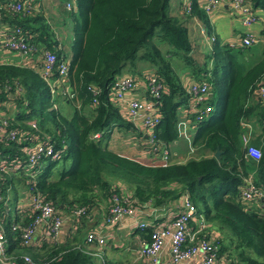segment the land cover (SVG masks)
Wrapping results in <instances>:
<instances>
[{
	"label": "trees",
	"instance_id": "trees-1",
	"mask_svg": "<svg viewBox=\"0 0 264 264\" xmlns=\"http://www.w3.org/2000/svg\"><path fill=\"white\" fill-rule=\"evenodd\" d=\"M6 1L0 0V4ZM168 1L76 0L75 9L68 11L72 38L65 78L69 95L51 94L39 73L38 51L42 48L53 50L57 61L65 57L51 23L41 11L21 14L2 9L0 18L8 22L9 29L18 26L38 50L32 53L37 55L32 64L0 62V102L15 104L11 116L2 115L8 125L0 134V161L19 164L15 171L0 174L3 200L6 192L15 197L20 186L27 196L37 193L60 214L67 211L72 215L74 209L83 207L82 214L73 216L78 220L100 200H105L106 211L112 194L138 206L160 205L187 194L215 234L218 253L227 252V264H264V210L238 198V187L248 176L250 163L255 166L253 181L264 188V105L252 98L257 85L264 83V49L257 61L244 68L240 58L246 47L223 43L212 35L209 49L198 62L185 23L194 17L209 29L207 14L196 0H188V10L181 9L182 19H178L169 12ZM248 1L264 15V0ZM155 34L168 48L161 49L152 40ZM137 57L149 61L163 85L153 134L156 143L167 147L179 138L180 110L186 109L189 100L171 59L179 60L196 81L207 82L210 111L197 119L194 113L188 114L194 123L191 147L195 156L150 163L109 146L113 133L124 132L136 139L140 150L148 152L140 125L119 111L110 94L113 79ZM251 115L256 116L263 135L258 159L245 154L239 138L241 120ZM12 128L15 136L10 139L6 133ZM38 142L60 149V156L43 157L31 168L23 167L25 150ZM216 148L217 158L213 155ZM120 186L129 196L123 195L126 192ZM26 212L27 208L22 217L13 220L22 226L30 219ZM10 222V216L3 219L7 251L34 247L20 245L19 232L10 231ZM135 230L138 236L147 237L150 227ZM83 240L77 227L63 241L43 238L40 247L47 248L29 254L35 259H51L48 264H97L82 250Z\"/></svg>",
	"mask_w": 264,
	"mask_h": 264
},
{
	"label": "built area",
	"instance_id": "built-area-1",
	"mask_svg": "<svg viewBox=\"0 0 264 264\" xmlns=\"http://www.w3.org/2000/svg\"><path fill=\"white\" fill-rule=\"evenodd\" d=\"M75 1L62 0L61 3L66 11H71L75 9ZM224 1L226 0H196L207 15ZM228 2L243 26L238 45L236 46L248 47L258 40L257 36L248 30L249 25L257 20V16L248 0H228ZM37 3L38 0H8L0 4V16L2 15V9L8 12L25 14L34 10ZM188 4L189 1L182 3L181 8L188 10ZM201 31H204L203 27H201ZM1 45L5 49L14 51L22 56L38 51L29 38L23 35L18 26H13L6 32L1 40ZM38 58L40 76L47 83L51 94L59 92L69 95L70 92L66 90L67 88L65 89L61 80L66 75L68 60L63 57L60 61H57L54 51L48 48L39 50ZM54 73L55 76H52ZM141 78L145 81L144 95L135 96L132 94L139 78L134 75L121 74L113 79L110 94H112L111 97L123 114L133 122L140 124L145 136V142L148 145V153L153 155L154 161L165 163L169 156L168 147L158 142L156 143L153 134V129L159 118L157 103L160 92L163 90V85L153 71L143 73ZM186 91L189 94V104L191 103L190 105L192 106V109H190L191 113H194L196 119L210 111L211 106L207 102L210 95L207 82L193 81L188 85ZM255 94L257 98L264 100V83L257 85ZM52 106L55 105L52 104ZM244 120H241L240 142L245 148L246 155L258 159L261 152L260 148L249 142L248 131L244 130L245 126L249 125ZM262 124L264 125V120ZM7 125V118L0 115V134L3 133ZM98 135V132L93 133L94 137ZM6 136L13 139L15 129L7 130ZM25 152L27 159L23 167L28 169L43 157L53 159L60 156V149H54L52 144L46 142L35 143L29 149H26ZM18 167V163L0 161V174L15 171ZM243 182L238 187V198L247 204L259 200L264 210V189L256 185L250 177H245ZM28 198L26 213L30 217L29 221L20 226L12 218L9 224L10 231L19 232L20 245L32 244L34 235L39 227L43 233L41 239L56 241L63 221V215L57 212L48 201L37 193L30 194ZM3 201L0 187V207ZM139 208L140 206L138 205L125 203L124 199L119 198L117 194H112L99 227L113 225L124 214H136L140 210ZM83 212L84 208L78 207L73 210L72 216H78ZM7 213V210L0 212V264H48L51 259H35L25 251H7L9 243L3 225V219L6 218ZM22 216L23 213L20 214V217ZM135 226L139 229L150 227L148 236L139 237L138 239L137 251L144 264H164L160 259V252L165 245L169 251V264H216L218 260L219 244L217 238L214 233L207 229L203 214L197 211L195 204L187 194H183L179 210L168 220L161 223L139 220L135 223ZM84 241L85 243L94 242L96 245H101L104 242V238L99 231L90 229L85 234ZM195 257L197 260L193 262Z\"/></svg>",
	"mask_w": 264,
	"mask_h": 264
},
{
	"label": "crops",
	"instance_id": "crops-1",
	"mask_svg": "<svg viewBox=\"0 0 264 264\" xmlns=\"http://www.w3.org/2000/svg\"><path fill=\"white\" fill-rule=\"evenodd\" d=\"M48 1V2H47ZM43 0V7L45 6L46 11L44 15L47 17V20L51 23V27L54 31L55 38L57 40V46L60 47L64 54L65 58L68 60L70 56V41L72 38L71 28L63 27L62 24L68 18V11H66L60 1L58 0ZM188 0H169L168 1V9L169 12L177 17L178 19H182L181 7L182 3H186ZM200 1V0H199ZM39 3V2H38ZM47 5V6H46ZM61 11L58 9L59 7ZM179 12V14L177 13ZM254 12L257 16V20L249 25L248 30L254 33L258 40L251 44L250 46L245 48V54L240 58V62L242 67L247 68L252 65L255 61H257L261 52L264 49V15L263 12L259 9H254ZM209 21V29H205L201 20L197 18L188 17L186 19V27L187 32L190 37L192 46L194 51L199 52L196 54L194 52V57L198 62L202 61L203 52L209 49L210 41L212 35L217 36L223 43H227L230 45H238L241 32L243 30V26L240 23L238 16L234 13L232 7L228 0L222 2L217 5L215 9L211 13L207 15ZM71 21V20H70ZM71 25V22H70ZM201 27L204 28V31H201ZM10 25L7 21L2 17L0 18V62L4 63H14V64H32L36 58V54H29L27 56H22L14 51L7 50L1 45V40L6 32L9 30ZM59 28L61 31L57 30ZM162 49H166L163 47ZM171 63L177 73L180 75L182 83L187 90L188 85L196 81L193 76L188 72L187 68L184 67L179 60L172 58ZM130 64V63H129ZM133 68V74L130 73V69H122L121 75H134L139 78L137 86L133 89L132 94L135 96H142L145 93V81L142 80L141 76L143 73L148 71H153L154 69L152 65L149 63V66L144 68H138L139 65H135V61L133 64H130ZM138 68V69H137ZM62 85L65 87L67 91L70 92L69 85L66 82V78H61ZM263 82L264 79L262 78ZM256 92H253L252 98L256 100ZM112 96V94H111ZM259 99V98H258ZM114 101V99H113ZM260 101L264 105V100ZM115 102V101H114ZM191 104V103H190ZM189 104V100L185 108L180 110L179 121H178V133L183 132L184 129L193 130L194 132V123L188 118V114H192L191 110L192 106ZM119 109V108H118ZM15 110V104L13 101L4 100L0 102V115L11 116V114ZM119 111L123 114V112L119 109ZM249 126H245L246 131H248V139L249 142L258 146L260 148L263 142V135L261 132L260 124L256 118V116L251 115L244 120ZM140 125V124H138ZM189 125V127H187ZM187 127V128H185ZM114 134V133H113ZM112 134V135H113ZM193 135V133H192ZM192 135L189 138V151L193 150L191 147ZM180 139V138H179ZM182 143V141H181ZM110 146V144H109ZM169 156L168 159H173L175 161H183L187 157H185L186 152H182L180 149V143L178 140H175L173 143L168 145ZM139 156H147L151 158V161H154L153 155L149 154L146 151L139 150ZM176 155V156H175ZM175 158V159H174ZM255 176V166L253 163L249 164L248 167V176L252 180ZM244 183V182H243ZM242 183V184H243ZM241 184V185H242ZM124 196H129V192L123 186H120ZM126 189V190H125ZM264 189V188H263ZM182 196H179L175 200H170L168 202H164L160 205H152L151 203H144L140 205V210L136 212V214H124L121 219L113 224V225H104L99 227L101 222V218L104 215L105 208V200H100L97 206L92 207L91 211L87 213L82 218L74 219L72 215H69L67 211L63 212V221L61 227L59 229L57 241H63L70 236L71 233H74V229L77 227L81 228V239L83 240V235L86 231L90 229H95L99 231L103 238L104 242L101 245H96L94 242L85 243L82 241V250L91 255L97 264H106L109 261H112L113 264H144L141 256L138 254V232L135 223L139 220L142 221H156L158 223L164 222L168 220L177 210L180 208ZM5 199L1 204L0 212H4L7 210V216L10 218L19 219L20 214L24 212L27 208L29 198L25 189L23 187L18 186L16 188V196L11 197L9 192H6L4 195ZM249 204L253 206L259 207L258 209L263 210L261 206V201L257 200L254 202H250ZM207 225V222H206ZM42 236L43 233L41 228L39 227L34 235V240L32 241V246L34 247H15L14 249L17 251H30L42 252L47 247H40L42 244ZM41 242V243H39ZM226 253L218 255V260L216 264H227L228 260L226 258ZM160 259L164 264H169V251L168 247L165 245L162 247L160 252ZM197 258L195 257L193 262H195ZM188 264V263H184Z\"/></svg>",
	"mask_w": 264,
	"mask_h": 264
},
{
	"label": "rangeland",
	"instance_id": "rangeland-1",
	"mask_svg": "<svg viewBox=\"0 0 264 264\" xmlns=\"http://www.w3.org/2000/svg\"><path fill=\"white\" fill-rule=\"evenodd\" d=\"M42 1L43 0H40L38 1V5L35 7L34 10L36 11H41L44 15V12L46 11V8L45 6L43 7V4H42ZM47 1V0H45ZM48 2V1H47ZM62 2V0L60 1V3ZM62 5V3H61ZM47 6V5H46ZM59 7V6H58ZM63 7V6H62ZM60 11V7L58 8ZM179 14V12H177ZM45 16V15H44ZM45 18H47L45 16ZM70 19L68 18L67 20L64 21V23L62 24L63 27H68V28H71V25H70ZM57 30L61 31L59 28H57ZM152 40L154 42H157V45L162 49L163 47L165 48H168V44L163 41V40H160L158 38V36L155 34L153 37H152ZM210 40L208 39V42ZM141 52V49L138 50V54ZM135 65H139L138 68H144L146 66H149V61L145 60V59H142V58H136L135 60ZM133 68L130 64H125L123 66V69H130V73L133 74ZM137 68V69H138ZM69 87V86H68ZM72 111V108L70 106H68L66 108V112H68L69 114L71 113ZM189 127V125L187 126ZM185 127V128H187ZM193 133V130H189V129H184L183 132H181L180 130V133H179V138H178V141L180 143V149L182 150V152H186V155L185 157H191V156H195V152L193 150H188L189 149V138L190 136L192 135ZM182 141V143H181ZM109 144H110V147L115 150V151H119L123 154H126L127 156H131V157H136L138 159H141V160H144L146 162H150V163H155L156 161H151V158L150 157H147V156H139L140 153L138 152L141 148L138 146V143L136 141V139H134L133 137H131L129 135V133H124V132H119V133H114L113 135H111L110 137V140H109ZM176 156V155H175ZM175 159V158H174ZM126 190V189H125ZM208 229V228H207ZM209 230V229H208ZM85 234V233H84ZM83 234V235H84Z\"/></svg>",
	"mask_w": 264,
	"mask_h": 264
},
{
	"label": "water",
	"instance_id": "water-1",
	"mask_svg": "<svg viewBox=\"0 0 264 264\" xmlns=\"http://www.w3.org/2000/svg\"><path fill=\"white\" fill-rule=\"evenodd\" d=\"M218 154H219V150H218V148H216L213 155H214V157L217 158L218 157Z\"/></svg>",
	"mask_w": 264,
	"mask_h": 264
}]
</instances>
